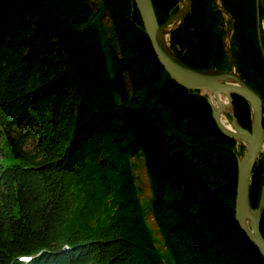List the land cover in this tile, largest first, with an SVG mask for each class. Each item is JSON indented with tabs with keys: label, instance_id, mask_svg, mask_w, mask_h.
<instances>
[{
	"label": "trees",
	"instance_id": "1",
	"mask_svg": "<svg viewBox=\"0 0 264 264\" xmlns=\"http://www.w3.org/2000/svg\"><path fill=\"white\" fill-rule=\"evenodd\" d=\"M152 1L160 24L181 4ZM192 1L172 49L199 69L234 62L264 114V0ZM99 4L106 31L92 0H0V264H164L137 162L174 264H264L234 216L244 147L166 71L135 0ZM232 110L251 129L249 102L233 94ZM263 189L264 152L253 207Z\"/></svg>",
	"mask_w": 264,
	"mask_h": 264
},
{
	"label": "water",
	"instance_id": "2",
	"mask_svg": "<svg viewBox=\"0 0 264 264\" xmlns=\"http://www.w3.org/2000/svg\"><path fill=\"white\" fill-rule=\"evenodd\" d=\"M135 2L141 13L145 31L151 40L154 51L169 75L180 85L190 89L200 90L202 94L207 95V98L213 108L214 118L219 128L227 136L235 139L241 138L247 140V148L245 149L244 154L240 156L238 162V179L234 216L241 229L245 231L250 240L264 255V235L260 226V212L264 204V189L262 191L261 206L259 209H256V211L259 212V215L255 224H252L249 221L246 212L247 207L250 206L249 190L252 169L260 151L262 150V147L264 146V114L262 94L241 77V75L236 71L235 65L231 70H222L217 68L199 69L184 63L172 50L171 45L167 41V33L181 24L186 14L191 10L192 0H187L185 6H181L177 12L172 14L169 19L162 24L158 21L152 0H135ZM175 22L176 24L172 25ZM226 76H233L236 82L219 79ZM222 91L228 92L230 102L233 101V94L240 95L249 102L252 111V126L251 129L241 126L246 132L244 135H236L231 132L219 119L220 110L214 108L209 94L210 92L219 93ZM233 117V119L237 121L234 112Z\"/></svg>",
	"mask_w": 264,
	"mask_h": 264
},
{
	"label": "rangeland",
	"instance_id": "3",
	"mask_svg": "<svg viewBox=\"0 0 264 264\" xmlns=\"http://www.w3.org/2000/svg\"><path fill=\"white\" fill-rule=\"evenodd\" d=\"M215 1L217 2V4L219 3L218 0H215ZM92 2H93L94 10H95V17L102 24L103 29H105V31H106V29L110 25V21L108 19V16H106L105 14H102L101 13V9L99 8L100 7L99 0H92ZM181 6H182V0H181L180 7ZM180 7H179V9H180ZM225 23L227 24V32H226V36H225V39L224 40H225L226 46L228 47L231 44L232 35H233V28H232V22H231V20H229L227 14H225ZM175 24L176 23H173L172 25H175ZM261 30H262V34H263V44H264V20L261 22ZM171 32H172V30L169 33H167V41L169 42L170 45H171V42H170ZM234 65H235V63L233 62L232 63V66H231V69L234 67ZM235 67H236V65H235ZM231 69H229V70H231ZM236 71L239 73V71L237 70V68H236ZM241 77L243 79H245L242 75H241ZM250 82L254 83L253 80L250 81ZM249 84H251V83H249ZM232 102L233 101L230 102L231 105H228L230 107L228 108V113H227L228 116L231 119L234 118L233 117V111H232ZM237 143H238V147H241L243 145L242 147H244V151H245L246 148H245L244 144L241 143V142H239L238 140H237ZM263 152H264V147L260 151L259 156H258L257 159H259L261 157V155L263 154ZM243 154H244V152L240 156H242ZM136 170H137L136 171V174H137V184H138V189H139V195H140V198H141V201H142L144 210H145V212L147 214V220H148V223H149L150 228L152 229L153 235L155 237L156 245H157V248L159 250L160 256L162 258V261H163L164 264H174L170 253L168 252V250L166 249L165 245L163 244L161 234H160V232L157 229V226H156V224H155V222L153 220V217H152V215L148 211L149 210V207H150V204H151L150 190H149V186H148L147 175H146V172H145L144 167L142 166V163L137 162ZM261 199H262V194H261V198H260L259 204L256 207H253L251 205V203H250V198H249V204H250L251 208L254 209V210L259 209L260 206H261ZM260 215H261L260 216L261 218H262V216H264V204L262 206V210L260 212Z\"/></svg>",
	"mask_w": 264,
	"mask_h": 264
},
{
	"label": "bare ground",
	"instance_id": "4",
	"mask_svg": "<svg viewBox=\"0 0 264 264\" xmlns=\"http://www.w3.org/2000/svg\"><path fill=\"white\" fill-rule=\"evenodd\" d=\"M186 3H187V0H182V6H185ZM219 79H223V80H226L229 82H236V80L233 76H226V77H222ZM209 96H210V100H211L214 108L220 110L219 119L225 125V127L228 130H230L231 132L235 133L236 135H244L246 132L243 130V128L241 127L239 122L231 119L227 114L228 108L230 107L228 105H231L230 101H229L230 99L228 96V92L227 91H222L219 93L210 92ZM237 140L239 142L243 143L245 148H247V145H248L247 140L241 139V138H237ZM263 147H262V149H263ZM242 149H243V147H242ZM246 212H247V217H248L249 221L252 224H255V222L257 221L259 212L256 210H253L250 206L247 207Z\"/></svg>",
	"mask_w": 264,
	"mask_h": 264
}]
</instances>
